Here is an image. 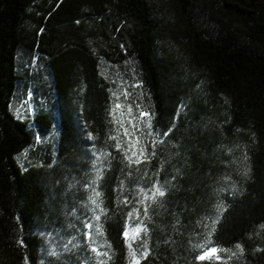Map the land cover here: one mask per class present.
<instances>
[{
    "label": "trees",
    "instance_id": "1",
    "mask_svg": "<svg viewBox=\"0 0 264 264\" xmlns=\"http://www.w3.org/2000/svg\"><path fill=\"white\" fill-rule=\"evenodd\" d=\"M137 225L140 264H264V0H0V264H132Z\"/></svg>",
    "mask_w": 264,
    "mask_h": 264
},
{
    "label": "snow or ice",
    "instance_id": "2",
    "mask_svg": "<svg viewBox=\"0 0 264 264\" xmlns=\"http://www.w3.org/2000/svg\"><path fill=\"white\" fill-rule=\"evenodd\" d=\"M117 108H120L121 106L119 104L116 105ZM141 117H143L144 115H146V113H143L141 112ZM148 128H149V135H157V136H167L169 134V130L167 131H163L162 133L160 132H157L155 129L152 128V125L151 123L149 122L148 124ZM125 135L127 136L128 133H127V130H125ZM88 136L89 138L92 137V134L91 133H88ZM110 139H115V137H110ZM129 139L131 140V137H129ZM138 137H137V141H138ZM161 142H163V140L161 139ZM155 143L156 141L153 140L152 141V148H153V155L155 154ZM116 149L117 151L120 150V146L119 144H117L116 146ZM95 155V153H93ZM134 157L137 156L136 153L133 154ZM143 157H144V152L139 150L138 149V158L136 159H133L132 157L129 158V161L130 163L134 162V163H141L143 162ZM92 183H95V181H92ZM85 187L87 188L88 185H85ZM153 189L154 191L152 190H149V191H152V195L151 196H145L146 199H151V200H155L156 199V196H160V197H163L165 195V191L166 189H164L163 185L160 184L159 182H157L155 185H153ZM94 195L96 197L100 196L101 193L100 192H95ZM89 200L91 201V203L93 205L96 206V208H99L101 212H105L106 210L100 205V204H97V201L94 197H89ZM125 203H127V198L125 199ZM217 211L220 212L223 210L222 208V205L221 204H217ZM94 211V210H93ZM137 211V218H139V211L138 209L136 210ZM145 211V215H147V212H148V209L145 208L144 209ZM132 213L129 212V217H131ZM94 219L95 220H99L100 219V216L99 215H95L94 216ZM218 217L216 219H213L212 220V226H213V230H214V227H215V224L218 222ZM93 225L90 221H85L84 222V228L85 229H88V231H86L84 233L85 235V238L88 239V240H91L92 239V234H91V229H92ZM142 230V226L141 225H137L135 228H130L128 226L125 227L122 235L125 239V242L127 244V242L130 240V239H135L136 238V235ZM97 232L100 231V228L97 227L96 229ZM128 248H129V251L131 253V255L133 256V260H132V264H140V261H139V258H135V252L132 251V248H131V244H127ZM197 248L203 250L199 255L196 256V259L197 260H204V259H207V258H212L214 257L215 259L219 260L220 259V256L218 255V253L220 251H223L222 249H219L217 247H210V248H206V246L204 244H200V245H197L196 246ZM236 248L238 249H241V245L237 244L236 245ZM93 253H95L97 256H105V257H108L109 254L107 252H100L99 249L97 247H92L90 249ZM242 250V249H241ZM53 255H55V253L53 252L52 253ZM143 255L146 257L147 256V252H144ZM99 264H103V261L99 262Z\"/></svg>",
    "mask_w": 264,
    "mask_h": 264
},
{
    "label": "rangeland",
    "instance_id": "3",
    "mask_svg": "<svg viewBox=\"0 0 264 264\" xmlns=\"http://www.w3.org/2000/svg\"><path fill=\"white\" fill-rule=\"evenodd\" d=\"M20 62H21V64L18 65L19 66V75L22 78L27 79L28 77H27L26 69H28V67H29L28 66L29 62H28L27 56L25 55L22 59H20ZM31 65H33V69L35 68V66L37 67L35 62H32ZM44 69H45L44 67L38 66L34 70V74H38L39 80H42V81L47 78V73H46V71ZM18 86H19L18 92H17L16 96L13 99L12 109H13V111L15 113H17V114H19L21 116H24L26 113L29 114L32 111H34L35 105L37 104V102H38V100H39L41 95L38 96V100H37L38 91L32 92L33 86L32 85L30 86L28 83L26 84L25 82L23 83L22 80H21V83L18 84ZM120 87H121V83H120V81H118L117 82V88H115L118 91V94H117V91H114L115 97L121 96V93L123 94V88H120ZM35 88L36 87H34V89ZM35 93H37V94H35ZM131 100H133V99H131ZM131 100H129V101H131ZM115 101H117V100H115ZM120 109H121V107L118 108V110H120ZM131 110H132V106H130V102H129L128 105H126L124 107V109H123V112H124L123 121H128L129 126L130 127L133 126V131H134V134H135V132H136V130L138 128H136L131 122H134L136 120L134 117H136L137 114L141 117L140 114H141L142 111H138V109H135V113H132ZM143 113H146V115H144L143 117H147L148 116L147 112H143ZM31 154L32 153H28L26 155L21 156L20 158H21V160H23V159L25 160V158H29L31 156Z\"/></svg>",
    "mask_w": 264,
    "mask_h": 264
}]
</instances>
